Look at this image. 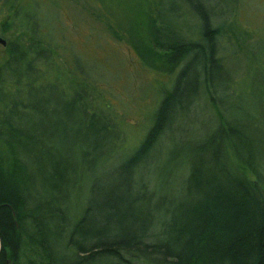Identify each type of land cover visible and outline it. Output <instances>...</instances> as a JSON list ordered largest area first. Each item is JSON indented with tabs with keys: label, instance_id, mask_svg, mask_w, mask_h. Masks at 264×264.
Wrapping results in <instances>:
<instances>
[{
	"label": "trees",
	"instance_id": "16d2710c",
	"mask_svg": "<svg viewBox=\"0 0 264 264\" xmlns=\"http://www.w3.org/2000/svg\"><path fill=\"white\" fill-rule=\"evenodd\" d=\"M202 4L94 0L84 7L139 57L145 33L119 18L128 10L151 25L142 42L162 64L154 69L172 77L170 86L159 82L161 99L137 139L98 102L102 72L73 51L59 63L63 53L36 13L39 1L0 0L3 30L16 25L13 38L0 35L7 56L0 65V264H264V77L243 85L221 56L222 42L233 59L241 55L240 38H224L238 4L221 14L215 6L204 13ZM183 11L193 16L191 30L183 29ZM252 41L248 59L257 63L262 55ZM235 87L238 99L257 90V113L225 100L222 93L235 96ZM201 97V111L213 118L204 135L182 143L175 135L181 118ZM58 103L61 115L74 116L71 129L55 128ZM43 115L53 118L46 130L37 121Z\"/></svg>",
	"mask_w": 264,
	"mask_h": 264
},
{
	"label": "rangeland",
	"instance_id": "374dc122",
	"mask_svg": "<svg viewBox=\"0 0 264 264\" xmlns=\"http://www.w3.org/2000/svg\"><path fill=\"white\" fill-rule=\"evenodd\" d=\"M38 1L39 7L36 13L38 17L39 15L42 16L43 24L52 25L54 34H52L51 37L58 42L60 45L59 50L63 53L61 54L60 60H58L59 63L63 61V64L66 65L67 61L70 62L73 57L69 58L64 56V54L66 51L69 53L73 51L76 55L81 56L84 61H88L86 66L90 70L102 72L106 78H101L96 82L98 87V102L100 105L103 104L102 108L105 111H113L117 115V120H120L118 123H120L121 127L124 124V133H126L127 129V131L131 132L129 133L130 137L137 139L143 137L149 128L151 115L154 113L162 96V88L159 82L166 83L170 86L172 80V77L168 76V74L165 73V75H161V72L154 69L155 67H161L162 64H158V61H155V58L148 52V45L142 42L148 35L147 30L151 28V25L149 28L148 26L146 28L147 22L146 25L145 22H143V25H140L139 17H135L134 14L129 13L128 10H126V14H121V18H119L122 19L124 17L122 20H125L127 25H131L134 29L141 27L142 33H145L141 42L137 43L139 51L143 54V56L141 54V57H139L128 43L116 41L110 29H108L102 21L94 19V17L89 14V10L84 8L86 5L91 7L94 0H89L88 4H85L86 0H78L77 3L73 0ZM54 1L57 6L53 5ZM202 1H204V5L202 4L205 8L204 13L206 12L205 6H215L218 9V13L221 14L224 13L225 10L235 7L238 4L239 8L236 10L234 9L235 11L227 16L230 26L226 28V35L224 38L232 42L235 40L234 37L240 38L241 46L236 48V50H238V53L241 55L233 59L230 54L231 50L226 46L225 42H222L223 49H221V56L225 57L224 60L228 68L231 69V72L235 73V77H237V79L241 78L242 81H244L243 85H252L254 76L259 74L264 77V0ZM156 2L166 5L169 0H156ZM2 9L3 10L0 11V35L4 34L5 36L13 38L16 25H12L9 29L5 28V30H3L4 27L2 22L5 21L8 16H6L4 8ZM183 13H185V15H182V18H184L183 29H193V25H195L193 16L191 15L185 18L187 13L185 11H183ZM116 20H118V16L115 18V21ZM112 22H114L113 19H111V23ZM189 37L192 40L196 39V36L192 33H189ZM22 41L19 39V42L16 44H26V42ZM251 41L253 50L257 54L261 53L262 55L261 59L254 57L257 63L254 61L249 62L248 59L252 54L247 50L246 46L251 44ZM140 52H138V54H140ZM43 54L47 53L44 51ZM49 57L47 60H49ZM6 59L7 56L3 50V46L0 44V65L3 64ZM94 60L96 62H92ZM176 70H174V72ZM83 72H85L84 68ZM89 72L91 73V71ZM85 77L88 81H92V77H90L88 73ZM100 77H102V75H100ZM4 80H8V78L5 76ZM258 82H260V80L254 82V85ZM102 87H105V89L102 90ZM258 89L260 90V87H258ZM235 92L236 87L234 95ZM222 96H225V100L228 97L235 99L232 101L235 102V109L239 105L244 109L251 110L253 114L259 111L258 105L260 103L256 102L258 98L257 90L242 93L239 99L238 95L232 96L231 93L229 96L223 95L222 93ZM92 101L97 105L95 98H93ZM198 102L199 104L197 105L195 103L188 112L187 115H191L189 119L185 117L181 118V124L178 131L175 133L176 136L181 137L180 141L182 143L187 142L186 137L197 135L196 133H198L199 136L204 135L208 130L207 127L210 125V120L213 118L211 115H206V110L201 111L202 108L206 107V100L203 101L201 97ZM253 102L254 105H256L255 107L252 105ZM57 110L55 128L60 127L61 130L66 129V125L71 129L74 125L72 121L74 116L70 118V115H65L63 112L61 115V103H58ZM37 121H40L42 123L41 128L46 130L48 123L53 122V118L47 119L43 115ZM175 141L177 142L178 139ZM171 143L172 141L170 145ZM116 146L120 147V144ZM119 147L115 148L114 153H116V149H120ZM0 149L2 150L1 144ZM120 151L117 152V160L121 158L122 153ZM149 162L150 161L147 162V165ZM108 163H110V161L106 162V164ZM112 163H115V160ZM171 178H173L174 183H178L179 179H181V177L175 175ZM173 186H175V184Z\"/></svg>",
	"mask_w": 264,
	"mask_h": 264
},
{
	"label": "water",
	"instance_id": "95a60500",
	"mask_svg": "<svg viewBox=\"0 0 264 264\" xmlns=\"http://www.w3.org/2000/svg\"><path fill=\"white\" fill-rule=\"evenodd\" d=\"M0 43L4 46L6 41L0 36ZM0 249H1V240H0Z\"/></svg>",
	"mask_w": 264,
	"mask_h": 264
}]
</instances>
